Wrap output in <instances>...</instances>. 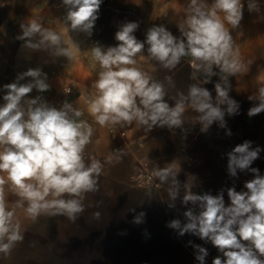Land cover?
Wrapping results in <instances>:
<instances>
[{"label":"clouds","instance_id":"clouds-1","mask_svg":"<svg viewBox=\"0 0 264 264\" xmlns=\"http://www.w3.org/2000/svg\"><path fill=\"white\" fill-rule=\"evenodd\" d=\"M101 3L102 0H62L66 30L90 37ZM247 10L261 13L259 0H247ZM183 12L176 25L179 37L164 25H153L146 39L140 41L134 35L138 23L127 22L115 33L116 46L95 44L88 50L100 70L93 84L95 93L86 101L87 110L100 127H125L135 122L146 133L156 127L182 129L185 111L191 109L198 114L195 123L206 133L214 122L225 128V115L238 113L239 104L229 95V78L246 70L232 35L243 19L244 3L188 0ZM21 29L22 35L17 38L25 41L24 47L63 56L69 62L75 60L73 48L79 50L78 44L72 40L69 47L62 34L45 27L43 21L31 19L21 24ZM146 45L148 57L169 71L183 58H189L193 69L190 79L195 82L186 91L176 90L169 96V90L176 89L172 76L158 80L138 66L137 57L145 52ZM214 76L219 77L214 85L215 98L203 86ZM25 77L32 79L20 83ZM4 89L5 103L0 106V253L7 256L24 239L17 208H23L26 218L33 221L41 215H60L75 223L85 211L86 194L99 191L104 163L119 161L123 150H114L103 163L86 156L94 128L82 119L84 112L75 103L64 101L55 107L41 96L27 99L33 89L41 93L50 90L41 69H28ZM248 99L258 102L248 110L249 117L264 112V80L258 82L256 93ZM226 135L230 136L231 131ZM251 145V141H245L227 153L230 176L236 177L238 170L254 174L245 182L247 191L229 188L231 203L225 206L223 192L215 196L195 194L193 179L188 180L183 184L181 203H191L199 211L188 208L183 213L186 223L173 219L167 225L178 230L180 236L191 233L210 241L225 258L217 256L212 264H264V176L251 168L261 151ZM179 173V164L171 162L163 167L156 165L149 177L150 181L153 177L159 181L158 187L168 185L170 208L175 207L180 196ZM6 185L18 197L12 207L5 198ZM144 215L141 212L134 217V223H140ZM100 216L99 211L93 213L97 220ZM193 247L196 260L204 264L207 249Z\"/></svg>","mask_w":264,"mask_h":264},{"label":"crops","instance_id":"crops-1","mask_svg":"<svg viewBox=\"0 0 264 264\" xmlns=\"http://www.w3.org/2000/svg\"><path fill=\"white\" fill-rule=\"evenodd\" d=\"M119 2L124 10L122 18L107 20L105 35L89 37L84 33L66 30L62 22V5L59 2L0 0V106L5 103L4 85L16 81L20 74L30 68H39L47 75L50 90L41 93L33 89L27 99L41 96L47 100L52 97L55 104L62 87L71 81L68 84L74 88V101L84 111L82 119L94 128L86 156L100 159L103 163L113 154L114 148L123 150L119 161L104 163L99 177V191L86 194L83 201L85 211L75 223L60 215H41L37 219L57 220L60 251H63L64 237H68L69 242L65 245L69 247V251L89 253L90 264H199L193 245L206 248L208 256L204 263L212 264L217 256L225 258L210 241L201 240L191 233L180 236L178 230L167 225L173 219H179L182 224L186 223L183 215L186 210L181 201L184 194L183 184L188 180L193 179L192 192L195 194L208 193L215 196L223 192L225 206L231 203L227 194L229 188H235L237 192L247 191L245 182L253 179L254 174L250 170H238L237 176L232 177L227 171V153L235 146L251 141L252 148L261 149L251 168H257L259 174L264 176V112L248 116V110L258 103L248 97L256 93L258 82L264 80V15L244 13L239 28L232 32L246 65L245 71L229 78V95L238 102V113L225 115V128L214 122L205 133L201 132V125L195 123L198 114L187 109L183 127L195 130L196 135L194 139L187 141L188 147L186 152H183L178 133L180 128L156 127L146 133L135 122L125 127H100L88 113L86 101L95 93L93 84L100 70L91 60L88 50L95 44L104 48L116 46L118 41L115 39V33L127 22L138 23L139 27L134 35L140 41L146 39V32L153 25H164L174 36L179 37L177 21L183 16V10L188 4V0H154L153 9L150 6L149 10L165 14L147 18V0ZM130 12L134 13L133 18L128 17ZM31 19L41 20L45 27L60 32L69 47H72V40L77 43L79 50L73 48L75 60L69 62L66 57H56L44 50L24 47L25 41L17 37L22 35L21 24ZM146 48L147 45L145 52L137 57L138 66L158 80L172 76L176 89H170L169 96L175 95L176 90L186 91L187 86L195 82L190 79L193 69L189 58H183L175 69L169 71L151 60ZM31 79L25 77L20 83H27ZM218 81L219 77L214 76L212 82L203 85L212 93L213 98L216 95L214 85ZM169 103L173 102L169 100ZM112 129L124 131V138L112 134ZM228 130L231 131L230 136L226 135ZM188 154L194 157L190 166L186 163ZM171 162L179 164L178 179L181 182L180 196L172 208L168 206V185L154 189L137 187L130 182L140 163H148L154 168L156 165L163 167ZM5 198L9 202H16L18 199L7 185ZM97 211L101 213L98 220L93 217V213ZM141 212L145 213L141 222L134 223V217Z\"/></svg>","mask_w":264,"mask_h":264},{"label":"rangeland","instance_id":"rangeland-1","mask_svg":"<svg viewBox=\"0 0 264 264\" xmlns=\"http://www.w3.org/2000/svg\"><path fill=\"white\" fill-rule=\"evenodd\" d=\"M53 1L61 3V14L64 17L66 9L62 4V0ZM160 1L157 0V2ZM147 4L149 5L145 12L147 18L154 16L160 17L165 14L161 11L154 12L149 10L150 6L153 9L154 0H147ZM123 11L119 0H102L92 35H105L106 21L109 19H121ZM133 16H135L134 13L130 12V16L128 17L133 18ZM70 82H67V84ZM46 101L52 105L54 104L52 97ZM7 203L9 207L15 204V202L9 201ZM16 213L21 223V233L24 239L13 248L9 255L6 256L0 253V264H90L89 253L69 251V247L65 245L69 242L68 237H64L65 244L63 251H60L61 246L57 220L44 221L36 219L33 221L27 219L23 208H17Z\"/></svg>","mask_w":264,"mask_h":264},{"label":"built area","instance_id":"built-area-1","mask_svg":"<svg viewBox=\"0 0 264 264\" xmlns=\"http://www.w3.org/2000/svg\"><path fill=\"white\" fill-rule=\"evenodd\" d=\"M242 2L244 3V13L245 14L255 15V16L264 15V0H259L260 6H261V13H259V14L254 13V12L253 13L248 12L247 0H242ZM68 88H70L71 91L66 93L65 90ZM74 93H75L74 88L71 84L64 85L59 92L58 101L53 106L60 107L64 101H68L70 103H75V106L80 108L83 111V109L80 106H78L76 104V102L74 101ZM111 132H112V134H114L118 137H121V138H124V136H125L124 131L112 129ZM178 133H179L180 138H181V150L183 152H186V149L188 147L187 141L189 139H194L196 132H195V130H193L191 128L182 127V129L180 128L178 130ZM116 149H119V148L116 147L113 149V151ZM101 162H102V160H101ZM193 162H194L193 155L188 154V156L186 157V163L190 166ZM152 169L153 168L148 163H140L138 168L136 169L135 173L131 176L130 182L137 187H149V188L158 189L160 187V186L159 187L157 186V185H159V181L154 177L151 179V181L149 180ZM184 208L186 211L188 210V208H193L194 211H196V212L199 211L198 207H196L194 205H190V204L184 205ZM204 264H207V263H204Z\"/></svg>","mask_w":264,"mask_h":264}]
</instances>
